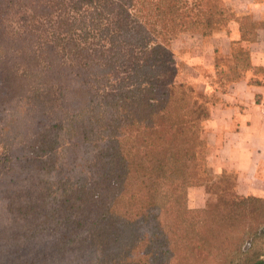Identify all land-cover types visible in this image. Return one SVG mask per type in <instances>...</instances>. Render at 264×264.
I'll return each instance as SVG.
<instances>
[{
    "label": "trees",
    "instance_id": "obj_1",
    "mask_svg": "<svg viewBox=\"0 0 264 264\" xmlns=\"http://www.w3.org/2000/svg\"><path fill=\"white\" fill-rule=\"evenodd\" d=\"M32 2L36 23L11 33L3 20L14 0H0V264H205L221 242L237 247L257 217L264 224V196L239 194L232 174L207 183L205 207L186 204L202 180L197 154L215 91L250 57L217 58V85L205 91L166 84L164 59L179 34L211 36L223 9ZM256 27L243 24V37ZM237 248L222 264H264L252 246Z\"/></svg>",
    "mask_w": 264,
    "mask_h": 264
},
{
    "label": "crops",
    "instance_id": "obj_2",
    "mask_svg": "<svg viewBox=\"0 0 264 264\" xmlns=\"http://www.w3.org/2000/svg\"><path fill=\"white\" fill-rule=\"evenodd\" d=\"M219 2L227 19L211 36H195L202 51L188 55L189 64L209 68L214 78L217 58L226 62L234 50H244L249 52L250 67L225 90L215 91L219 101L210 106L205 121L207 160L213 175L235 176L239 194L264 196V0ZM211 5L217 8L215 0ZM250 21L257 23L254 39L243 37V24ZM197 191L193 206L201 207L205 188Z\"/></svg>",
    "mask_w": 264,
    "mask_h": 264
},
{
    "label": "rangeland",
    "instance_id": "obj_3",
    "mask_svg": "<svg viewBox=\"0 0 264 264\" xmlns=\"http://www.w3.org/2000/svg\"><path fill=\"white\" fill-rule=\"evenodd\" d=\"M30 3H33L32 0H30V2L29 0H14L10 12L3 20L7 31H10L11 33L24 31L29 25L36 23L34 21H29L31 18L29 16L33 13ZM211 3L212 0H189V7L191 8L190 10L193 13L204 12L208 9H222L220 6L221 2H219V0H215L217 8H213ZM225 14H227V12H225ZM221 23L216 24L215 27ZM196 35L201 34L183 33L177 35L173 39L170 47V54L167 55L164 59V82L166 84L184 81V83L194 86L199 91H205L207 89L210 90L212 89V87H215L217 85V83L215 84V81H213L214 78L211 76L209 68L202 65L193 66V64H189L188 55H192L193 52L195 53L197 51H202L201 43L197 39H195ZM51 93V99L53 100L55 109L56 103H58L60 100L59 91L55 87H53ZM50 109V112H53V109ZM201 141L202 143L199 146L197 154V167L200 170L202 180L197 184L189 186L187 189L186 204L188 208L192 210H199V208L205 207L208 198L206 185L208 182L211 183L210 180H212V177L215 176L211 172V168L207 160V155L210 153V148L206 141L205 121L203 122ZM5 153L6 150L3 147H0V172H3L7 167ZM69 173H72V171L70 170ZM201 187L205 188V191H202L203 196L200 193L202 197L201 199L202 201H205V204L201 207L193 206L195 205L193 202V197L198 194L197 189ZM194 191L196 192L194 193ZM256 221L257 223L255 224V226L248 229L251 234H247L245 236V239L243 238L242 240H239L237 242V247H241L242 251H246L252 246L253 249L251 250V253L259 255L264 259V234L260 233V229H262L260 227L264 226V224L261 225L260 223L259 226H256L258 222H261L260 217H257ZM232 245H235V242L232 241ZM237 247H232L231 243L227 241L221 242L220 245H218V249L214 251V255L211 256L212 260L208 261L207 263L205 262V264H222L224 262L227 263L226 261L229 260V257L234 254H240V248ZM235 248H237V250H235ZM245 257L246 255L243 254L242 259H244ZM225 258H227V260H225Z\"/></svg>",
    "mask_w": 264,
    "mask_h": 264
}]
</instances>
